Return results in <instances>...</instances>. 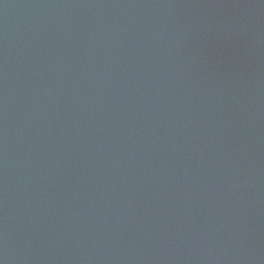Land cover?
Listing matches in <instances>:
<instances>
[{
  "label": "water",
  "instance_id": "1",
  "mask_svg": "<svg viewBox=\"0 0 264 264\" xmlns=\"http://www.w3.org/2000/svg\"><path fill=\"white\" fill-rule=\"evenodd\" d=\"M0 264H264L240 0H0Z\"/></svg>",
  "mask_w": 264,
  "mask_h": 264
}]
</instances>
